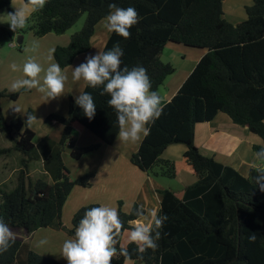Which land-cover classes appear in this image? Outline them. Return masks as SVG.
Listing matches in <instances>:
<instances>
[{"label": "trees", "instance_id": "16d2710c", "mask_svg": "<svg viewBox=\"0 0 264 264\" xmlns=\"http://www.w3.org/2000/svg\"><path fill=\"white\" fill-rule=\"evenodd\" d=\"M31 4L30 0H23ZM225 0H47L42 9L28 17L26 26L38 37L49 33L63 34L79 17L86 20L79 32L71 36L65 46L53 51L61 68L71 65L81 53L92 47L97 25L109 12V4L134 7L139 22L129 30L125 39L114 32L103 51L119 42L124 49L121 67L142 65L152 81V90L158 92L167 77L176 71L170 61H164L167 44H182L205 50L192 72L172 99L163 104V114L149 125L131 162L155 177L174 178L179 165L162 157L165 149L176 143L186 145L183 160L196 175L195 183L184 188L182 195L166 188L160 190L161 206L158 213H166L158 247L140 254L135 243H127L129 256L114 258L113 264H264V191L256 184L258 169L252 167L243 175L232 165L203 154L195 143L198 123L212 121L219 113L226 114L234 123L247 127L258 135L262 144H254L255 153L264 147V0H253L247 7V17L233 24L224 16ZM32 5V4H31ZM0 9L14 12L12 0H0ZM25 27V26H24ZM17 30L21 35L26 28ZM13 30L0 26V44L14 38ZM21 44V43H20ZM20 49L21 46H20ZM97 106L95 117L89 120L70 97L68 115L48 114L47 123L58 122L61 136L58 141L46 136L35 143V132L25 118L7 121L0 90V128L12 141L10 150L22 153L18 183L7 190L0 184V217L10 228H23L32 233L41 228H64L62 212L65 201L76 185H91L90 175L71 179L62 153L71 148V156L81 158L97 150L101 144H113L119 128L116 114L108 106L107 95L101 88L85 86ZM18 93L12 94L17 98ZM90 131L99 138L88 146L75 145L71 131ZM42 160L52 182L28 176L30 164ZM264 163V160H261ZM79 208L69 230L75 227L86 207ZM134 203L129 212L118 209L123 222L121 237L137 220ZM255 235V241L250 236ZM0 264H66L55 258L33 251L29 242L16 238L9 249L0 254Z\"/></svg>", "mask_w": 264, "mask_h": 264}, {"label": "clouds", "instance_id": "9594fccd", "mask_svg": "<svg viewBox=\"0 0 264 264\" xmlns=\"http://www.w3.org/2000/svg\"><path fill=\"white\" fill-rule=\"evenodd\" d=\"M33 11L42 9L47 0H30ZM8 14L11 30L22 29L28 19L27 10L15 7V11ZM139 22V14L134 7H119L109 4V12L103 18L102 24L108 32L127 39L132 26ZM125 55L119 42L106 51L89 54L84 62L72 67L73 81L83 80L87 87L101 88V95H107V104L116 114L118 144L135 143L150 133L149 125L154 124L163 114L160 94L152 90V81L147 69L142 65L129 68L121 67ZM13 72L22 71L23 77L14 80L10 85V92L37 89L48 99H55L64 94L68 80L67 70H62L59 63H50L46 69L33 57H29L22 65L13 62L9 65ZM44 73L42 83L40 74ZM84 115L93 119L97 106L93 95L88 91H80L74 97ZM12 110L21 116L27 115L26 124L32 126L36 117L20 105H13ZM256 159L264 160V147L255 153ZM256 184L264 191V169H258L255 177ZM134 214L141 218L150 217L147 222H130L126 229L128 243H135L137 251L143 254L147 249L155 250L157 241L161 239L162 229L169 220L166 213L156 211L146 212L137 207ZM123 222L117 208L105 203L98 206L86 207L83 216L75 227L74 238L63 241L61 255L67 264H113L114 258L122 256L128 258V248L120 244L117 248L116 237L120 235ZM255 235L250 240L255 241ZM16 240L13 230L3 217H0V254L6 252ZM48 244L46 238L37 241V247Z\"/></svg>", "mask_w": 264, "mask_h": 264}, {"label": "rangeland", "instance_id": "374dc122", "mask_svg": "<svg viewBox=\"0 0 264 264\" xmlns=\"http://www.w3.org/2000/svg\"><path fill=\"white\" fill-rule=\"evenodd\" d=\"M14 2V3H13ZM231 8L233 9V13L227 14V19L231 21H243L247 17V7H250L253 5V0H231L230 1ZM227 6V5H226ZM12 7L15 11V7L17 6V2L15 3V0H12ZM33 12V5H30ZM31 12V13H32ZM9 13L5 9H0V26L6 27L10 26L8 22V14ZM31 13H27L28 17L31 16ZM86 13H83L79 19L76 21V23L69 28L65 33L63 34H56V33H49V35L45 37H38L34 35L32 31L26 28L28 23L26 22L25 27L26 28L23 33L20 35H17L13 38L12 42H15V47L11 48L9 47V44L11 41H2L0 44V90L4 92V96L1 99V106L2 111L7 119V121H13L16 120L18 117L25 118L27 115L21 116L20 114L15 113L12 108L13 105H20L25 110V112H29L32 115L36 117V120L32 126H29L31 129L35 132V138L34 142L38 143L43 137H50L56 141H58L61 127L58 122L53 123H47L46 117L48 114L57 113L64 116L68 115V108L70 103V97L74 100V97L79 95L80 91H83L86 82L83 80L80 81H73L71 78V72L72 67H75L79 65L80 63L84 62L85 57L89 54H95L96 52L103 51L104 46L106 44V41L110 35V32H108L106 29H104L102 21L97 25V28L95 30V33L92 37V47L88 52L79 54L73 61V63L65 68H62V70H67L68 74V80L65 84V90L64 94L58 98L55 99H48L46 96L42 93H40L37 89H31V90H20L18 92V98L12 97V94L16 92H10V85L14 80L24 78L22 71H16L13 72L9 65L13 62L17 63L22 67L23 63L29 58L33 57L37 60L38 63L42 65L44 69L48 67V65L51 62H55V59H53L52 56L49 55L50 51L53 53V50L57 46H65L70 42L71 36L74 35L76 32H79L86 20ZM9 28V27H7ZM13 33V32H12ZM14 34V33H13ZM16 35V34H14ZM21 43V44H20ZM20 46L22 49H20ZM21 50H23L21 52ZM166 56L162 58L164 61H167L169 58L168 53L165 54ZM52 58V59H51ZM52 60V61H51ZM44 73L42 72L40 74V79H42ZM159 93V92H158ZM72 136L75 140V145L77 146H88L94 143L99 142V138L96 137L94 134H92L90 131H83V133H79L75 130L71 131ZM258 137V135H257ZM102 145V144H101ZM100 145V146H101ZM104 148L107 146V144H103ZM12 146V141L7 137L6 133L0 128V183L1 185L6 188L7 190L13 189L18 183V177L20 174V169L22 168L21 165V158L22 153L18 151H12L10 150ZM99 146V147H100ZM130 146V143L127 144H118L116 143V146H113L115 154L118 155L119 161H116L113 163V166L117 168L116 173H120V169H124L127 166V162L129 159H125L124 153H122V148ZM98 147V148H99ZM97 148V149H98ZM71 148L68 146L64 148L62 153L63 162L66 167L69 169V176L71 179L76 178L81 171H84L80 176L90 175V179L95 182L96 179L102 180L106 178L109 174V170H113L114 168H110L109 166H104L99 170L98 168L101 167L103 163H105V159L103 156H101L102 151L99 152V155L96 153H87L92 154L87 156V154L84 155V157H81L79 159L74 158L70 155ZM250 153H252L250 151ZM255 154V153H254ZM249 156V152L245 150L243 152V157L247 158ZM102 158V163L100 165V159ZM134 165V164H133ZM264 165V163H263ZM88 166V167H87ZM136 166V165H135ZM139 168V167H138ZM139 170V169H138ZM143 172V171H142ZM98 173V174H97ZM147 173V172H146ZM96 174V175H95ZM152 178H155L154 175L149 174ZM78 176V177H80ZM162 180L165 182H168V185H175V191L178 195H182V189L184 185L183 182L180 181H173L167 176L160 175ZM29 178H31L33 181L37 180L38 178L45 179L49 182H52L51 176L46 172L43 161L42 160H35L30 164V168L28 171V176L26 177V181H29ZM124 176H120V180L124 179ZM140 179L136 178L133 181L129 183L130 185L136 186L139 184ZM102 181H99L96 183L95 186H100ZM92 185V182H91ZM90 185V186H91ZM94 185V184H93ZM80 186L76 185L75 187ZM94 186V187H95ZM74 187V188H75ZM82 188H87L80 186ZM93 187V186H92ZM112 188H115L113 185H111ZM73 188V189H74ZM98 187H96L97 189ZM88 189V188H87ZM119 193L122 191L120 189H116ZM130 194L125 196L124 198H117L115 201V208L117 210L119 209L120 203L121 208L129 212L130 209H127L124 206V203L126 202V198L131 197L132 190H129ZM120 196V194H118ZM77 198L78 203H80V208L84 206H90V205H98L99 203L95 202L93 197L88 198L87 201L91 200V202H85L83 199H79V197L75 196L73 194V198ZM69 198V197H68ZM66 202V201H65ZM74 199L70 201L68 207L65 210V217L68 215L75 207ZM67 219V218H66ZM71 223V227H65L62 228L65 231V237L62 240L55 239L54 236H50L49 231L50 227H47L45 229L38 230L37 233L33 234L35 235L32 237L29 236V239L27 242H29L30 248L33 250H36L38 253H41L43 256L51 257L59 259L62 262H66V259L63 258L61 255V248L63 241L69 238H74V235L71 234L69 231L73 225ZM14 232V235L16 238L26 237V230L22 229H16L11 228ZM56 230V229H55ZM61 230V229H57ZM37 231V230H36ZM32 234V233H31ZM127 234V233H126ZM61 236V235H60ZM41 238H46L48 240V244L44 247H37V241ZM127 235H122L121 237V244L127 243ZM26 241V240H25ZM31 241V242H30ZM126 245V244H125ZM33 250V251H34ZM130 261H128L126 264H129Z\"/></svg>", "mask_w": 264, "mask_h": 264}, {"label": "crops", "instance_id": "0c3cea01", "mask_svg": "<svg viewBox=\"0 0 264 264\" xmlns=\"http://www.w3.org/2000/svg\"><path fill=\"white\" fill-rule=\"evenodd\" d=\"M230 1L231 0H225L224 2V16L226 18H227V14L233 13V9L231 8ZM16 2H17V6L25 8L27 10V13L30 14L32 12V8L30 7L31 4H26L23 0H15V3ZM231 22L233 24L239 23V21H231ZM6 27L10 28V26H6ZM13 33L16 34L14 35V37L19 35L17 31H13ZM47 35L49 34H46L45 36ZM9 47L11 48L15 47V42H11L9 44ZM22 51L23 50H21V52ZM166 53H168L167 56H169L167 61H170L175 64L176 71L167 77L163 85L158 90L162 100L161 106L169 102L172 99V97L178 92V90L180 89L184 81L187 79L189 74L192 72V70L194 69L200 58L204 55L205 50L187 47L182 44L169 43L164 49L162 55L163 58L166 56L165 55ZM49 55L52 56L54 59L53 53H51V51ZM1 59L2 58L0 56V60ZM51 63H56V61ZM41 83H42V79H41ZM61 132H60V136H61ZM79 133H83V132H79ZM143 138L144 137H142L139 141L135 143H130V146L122 148V153H124L125 159H129V160L127 162L126 168L124 167V169H120L121 171L120 173L118 172L116 173L117 168L113 166L114 162L119 161L118 155L115 154L114 150H112L114 149L113 146H116V143L118 142L117 139L113 142V144H107L104 150H102V148L104 147V145L102 144L97 150L91 152L99 155V152L102 151L101 156H103L105 159V163H103L102 165H101L102 158L100 159L101 167L97 169L98 173L99 170L106 165L114 169L113 170L110 169L108 176L102 180L97 181L96 179L95 182L91 180L92 185L87 187L88 189L77 186L71 191V193L68 196L69 198H67L63 206L62 221L65 227H71L73 216L75 212L80 208L79 207L80 203H78L76 197L73 198V194L77 197L81 195L79 199H83L85 202H91V200L89 201L87 200L88 198L93 197L95 202L99 204L105 203L112 207H115V201L117 200V198H121V199L124 198L125 196L130 194L129 190H132L131 197L125 199L126 202L124 203V206H127L125 208L131 209L134 203H139L145 207L146 212H151V211H156L157 213L159 212L161 206L160 190L169 188L175 191L174 189L175 187H173L175 185L172 186L168 185L169 183L162 180L161 177L159 176L158 177L154 176L155 178H152L149 175V173H146L145 171L142 172L141 169L133 165V163L130 160L131 155L138 150ZM195 143L203 154L208 156H213L216 160L224 164L232 165L243 175H247L252 167H264L263 162L259 159H256L254 154L255 151L253 150L254 144H262L261 138L259 136L257 137V135L251 132L247 127L234 123L224 113H219L212 121L201 122L196 125ZM185 150H186L185 144L176 143L169 145L162 154L163 158L173 160L179 165V172L177 176L170 179H172L175 182L178 181V183H180V181L183 182L182 184L184 185V187L182 189V194L186 186L195 183L197 180L196 175L184 163L183 154ZM245 150L249 152V156L247 158L243 157V152ZM250 151L252 153H250ZM89 155L92 154H87V156ZM83 172L84 171H81V173H79L78 176H80V174H82ZM121 175L124 176L125 178L120 180L119 178ZM136 178L140 179L139 184H137L136 186L133 185L129 186V183ZM99 181H102L101 185L95 186L96 183ZM111 185H113L115 188H112ZM96 187L98 188L96 189ZM116 189H120L122 193L121 192L119 193ZM118 194H120V196ZM73 199L76 205L73 209H71L69 216L67 215L65 217L66 214L65 210L68 207L70 201H72ZM147 219H150V217L139 218L137 220H134L133 222H137V221L147 222ZM16 229H22V228H16ZM41 229H45V228H41ZM38 230L33 232L37 233ZM47 231H49L50 236H54L55 239L62 240L66 236L64 234L66 230L63 229L55 230L53 228ZM33 232L32 234L26 232L27 236L21 237V240L28 241L30 235L32 237L35 236ZM126 233L127 232H125L123 235L126 236L127 235ZM125 242L128 243V240ZM127 243H124V245ZM34 251L37 252L36 250ZM128 261H130L129 264L135 263V261L133 260H128Z\"/></svg>", "mask_w": 264, "mask_h": 264}]
</instances>
